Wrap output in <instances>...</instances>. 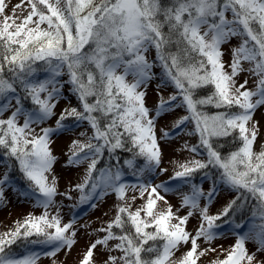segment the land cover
I'll return each instance as SVG.
<instances>
[{
  "label": "snow or ice",
  "instance_id": "1",
  "mask_svg": "<svg viewBox=\"0 0 264 264\" xmlns=\"http://www.w3.org/2000/svg\"><path fill=\"white\" fill-rule=\"evenodd\" d=\"M24 2L13 8L12 15H5V0H0V113L15 109L7 119H0V148L5 150L4 155L19 162L31 182L32 194L46 211L38 217L29 215L16 222L14 230L0 234V264H36L35 254L19 259L9 255V247L17 240L42 238L31 242L51 246L53 250L47 253L51 256L75 243V232L68 234L72 224L61 226L59 215L49 218L47 212L56 195L55 178L49 184L46 176L55 161L49 137L64 127L62 122L68 117L86 120L94 130L89 142L73 141L76 150L69 158L71 163H80L91 157L85 181L77 185L82 202L96 196L98 189L101 196L108 188L120 198L124 196L127 185L119 183V170L101 169L99 176L93 177L97 158L105 148L111 153L130 143L127 150L136 149L135 154L145 158L148 170L159 165L154 118L149 117L145 92L140 90L153 76L154 64L146 56L153 48L165 82L176 87L189 113L177 126L185 120L194 121L208 155L207 161L180 165L173 179H187L198 169L216 167L221 170L223 183L247 194L243 196L245 202L249 197L256 201L248 230L224 259L214 262L253 264L255 254L248 253L245 241L254 240L257 251L264 252V150H254L258 127L253 122L255 111L264 105V0H26L30 11L20 18L16 9L22 8ZM236 36L242 39L239 47L232 50L228 72L221 46ZM243 62L251 65L248 71L257 77L254 90L245 87L247 80L236 86L235 77L244 70ZM38 64H43L47 73L44 79L36 78ZM65 69L83 110L66 109L56 129L42 128V134L34 135L32 126L53 115L63 86L58 77ZM5 71L10 76L6 77ZM208 86L212 88L209 95H198ZM18 87L24 96L16 95ZM24 99H30L35 107L25 110ZM176 100V95L168 101L161 100L157 115ZM207 106L224 110L210 114L205 111ZM19 117H23V124L18 122ZM229 136L238 139L240 147L222 156L213 147V140ZM125 163L134 166L132 160ZM7 181L5 173L0 179V199ZM89 184L91 191L85 192ZM160 188L168 190L165 184L140 185L141 196L148 191L146 203L135 211L119 206L115 219L100 230L107 235L89 247L80 264H92L93 250L97 245L107 246L110 240L118 241L114 248L122 253L110 256L111 264L117 260L120 264H197L204 255V251L198 252L197 241L200 237L207 241L215 238L214 222L220 217L208 215L205 207L201 215L207 226L202 223L192 235L184 227L188 216L176 218L179 222L173 224L171 207L155 211L157 200H164L158 192ZM201 195L194 186L193 194L184 197V204L196 208ZM235 204L232 201L223 214ZM114 226L121 234L112 231ZM189 242L191 248L173 261L179 246Z\"/></svg>",
  "mask_w": 264,
  "mask_h": 264
},
{
  "label": "rangeland",
  "instance_id": "2",
  "mask_svg": "<svg viewBox=\"0 0 264 264\" xmlns=\"http://www.w3.org/2000/svg\"><path fill=\"white\" fill-rule=\"evenodd\" d=\"M21 2L22 0H5L6 8L4 14L12 15L13 8L21 4ZM29 11L30 5L25 0L23 7L16 9V16L22 18ZM2 19L3 16H0V20ZM42 27H46V25H42ZM241 39L239 36L232 37L221 46V51L223 52L222 61L225 65V70L228 72H231L229 66L233 59L232 50L239 47ZM146 56L149 62L154 64L152 68L153 76L148 81L147 86L142 87L140 90L145 92L144 102L149 109V117L154 118V134L160 151L159 165L152 170H148L144 163L136 175L121 172L119 183L127 185L123 198H120L116 191L108 188L104 190L102 196L99 195L100 190L98 189L96 196L82 202V193L77 188V185L84 183L91 157L82 159L80 163H71L69 158L72 152L76 150L73 141L89 142L94 130L88 121L68 117L62 122L64 127L54 131L49 137V147L55 157V161L46 176L49 184L52 183L53 177L55 178L56 195L47 212L49 218L59 215L61 226L67 223L72 224L68 234L71 235L73 231L75 232L73 237L75 243L70 249L65 246L56 252L55 256H51L47 254L53 250L51 246L38 242L32 243L31 241L41 238L31 237L29 240H25V243L28 242L29 245L26 244L19 249L9 247V255L19 259L35 254L37 257L36 264H80L89 247L96 240L102 239L107 235L106 232L100 230L106 229L108 223L115 219L119 206H129L130 211H135L146 203L150 187L141 196L140 185L154 186L165 184L168 190L165 191L164 188L158 189L164 200H157L155 211H167L171 207L175 217L171 221L173 224L179 222L176 218L188 216L184 227L192 235H195L202 223H204L205 227L207 226L201 215L202 209L205 207L208 215L220 217L214 222L213 232L215 233V238L207 241L200 237L197 241L199 245L198 252L204 251V255L199 257L197 264H214V262L224 259L235 245L236 240L248 230L249 224L252 222V213L247 215L251 219L245 223L243 222L247 216L245 211L241 213L240 207H236L229 214H223L224 209L238 197L241 198L242 193L223 183L220 176L215 177L210 173L197 172L187 179H173L174 173L181 170L180 165L193 160L207 161V149L200 143V136L196 132L194 121L191 119L185 120L177 126L182 117L189 115L188 110L181 103L176 87L171 82H165L166 78L159 61L156 59L155 49H150ZM37 67L39 70L36 73V78L44 79L47 73L43 70V64H38ZM242 67L244 70L235 77L236 86L239 87L240 84L247 80L248 83L245 87L254 90L257 77L248 71L251 65L248 62H243ZM128 79L131 80L132 77L129 76ZM58 80L63 86L60 89V96L57 98L53 115L43 123L32 126L35 130L34 135L42 134L40 131L42 128L56 129L57 120L66 109L77 108L80 111L83 110L77 94L72 90L73 86L68 83L69 77L66 69L58 77ZM16 95L20 96V93L17 91ZM173 95L177 96V100L167 110L157 115V108L161 100L168 101ZM12 104L15 106L14 99ZM22 104L25 110L32 109L29 105L33 104L29 99L22 100ZM14 110V107H12L3 111L0 113V119H7ZM18 122L23 124V117H19ZM253 122L257 123L258 127L254 150L259 152L264 150V105L255 111ZM166 133L167 135H165ZM91 142L96 143L95 140ZM193 147L196 148V151L191 150ZM102 155L97 158V162ZM7 168L6 164L0 160V179L7 173ZM101 169L110 168L97 167L93 177L99 176ZM141 169L144 170L141 171ZM194 186L202 193L196 208L184 204V197L193 194ZM2 187L0 234L14 230L16 222H22L29 215L38 217L46 211L37 202L36 195L32 194V186H16L14 180L8 177L7 183ZM213 189H215L214 193ZM89 191H91V184L85 188V192ZM209 193H213L211 198H209ZM189 212L192 213L190 216L188 215ZM236 225H242V227L237 228ZM115 230L121 232L119 228ZM116 243H118L117 240H110L107 246L103 244L97 245L93 250L92 264H111L110 256H121L122 253L114 248ZM245 247L249 254H255L253 264H264V252L257 251L258 244L254 240H246ZM190 248V242L187 244L182 243L171 259L173 261L179 260ZM116 264H120V261L117 260Z\"/></svg>",
  "mask_w": 264,
  "mask_h": 264
},
{
  "label": "trees",
  "instance_id": "3",
  "mask_svg": "<svg viewBox=\"0 0 264 264\" xmlns=\"http://www.w3.org/2000/svg\"><path fill=\"white\" fill-rule=\"evenodd\" d=\"M163 2H167V0H163ZM166 30V29H165ZM5 76H10L7 71H5ZM212 91L211 86H208L206 88H203L199 90L198 95L200 96H206L209 95ZM18 92L20 93V96H24L22 88L18 87ZM30 100V99H29ZM31 101V100H30ZM91 102V99H90ZM30 108H34V105H29ZM224 109H216L212 106H207L205 108V111L209 112L210 114L215 113L217 111H223ZM131 147L130 143H126L124 148L116 149L115 151L109 153L107 148L104 149L103 155L100 158V160L96 164L97 167H107L110 168L112 171L119 170L122 173H127L131 175H136L140 169V167L145 163V158L143 156L136 155V149H133V151H128L127 149ZM213 147L221 153L222 156H227L230 152L237 150L240 147V141L238 139L234 140L232 136L224 137V138H217L213 140ZM5 150L0 148V160L6 164L7 168V174L10 179H13L16 186L25 187V186H32L31 182L24 176L19 162L15 158H10L6 155H4ZM126 160H132L134 166L129 167L125 161ZM197 172L200 173H210L215 177L221 176V170L209 166L205 169H198L192 175H195ZM247 195L244 193L241 194L240 199H235L236 204L233 205L231 208H229V211L227 214L231 213L232 210H234L236 207L241 208V213L245 211V215L247 216L250 213H253L254 207L256 205V201L249 198L247 202L244 201L243 196ZM109 224V223H108ZM115 226L113 227L112 231L119 235L121 232H118L115 230ZM129 231H131L130 228H128ZM149 231H153L154 228L148 229ZM33 238H39L36 236H33ZM42 239V238H41ZM151 243V242H150ZM162 242H158V244H161ZM28 242L25 243V240H17L16 243L12 244L10 248L12 249H19L24 247ZM29 245V244H28ZM27 245V246H28ZM9 248V249H10Z\"/></svg>",
  "mask_w": 264,
  "mask_h": 264
}]
</instances>
